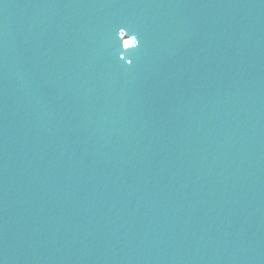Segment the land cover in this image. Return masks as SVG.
Here are the masks:
<instances>
[{
    "label": "water",
    "instance_id": "95a60500",
    "mask_svg": "<svg viewBox=\"0 0 264 264\" xmlns=\"http://www.w3.org/2000/svg\"><path fill=\"white\" fill-rule=\"evenodd\" d=\"M0 264H264V0H0Z\"/></svg>",
    "mask_w": 264,
    "mask_h": 264
},
{
    "label": "bare ground",
    "instance_id": "6f19581e",
    "mask_svg": "<svg viewBox=\"0 0 264 264\" xmlns=\"http://www.w3.org/2000/svg\"><path fill=\"white\" fill-rule=\"evenodd\" d=\"M130 43V40L125 41V46H128Z\"/></svg>",
    "mask_w": 264,
    "mask_h": 264
},
{
    "label": "clouds",
    "instance_id": "9594fccd",
    "mask_svg": "<svg viewBox=\"0 0 264 264\" xmlns=\"http://www.w3.org/2000/svg\"><path fill=\"white\" fill-rule=\"evenodd\" d=\"M123 30H125V29L122 28L120 31H123Z\"/></svg>",
    "mask_w": 264,
    "mask_h": 264
}]
</instances>
